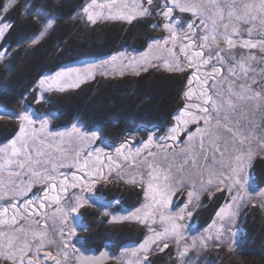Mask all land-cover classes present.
<instances>
[{"label": "snow or ice", "instance_id": "1", "mask_svg": "<svg viewBox=\"0 0 264 264\" xmlns=\"http://www.w3.org/2000/svg\"><path fill=\"white\" fill-rule=\"evenodd\" d=\"M12 7H22L29 19L35 16L40 23L35 35L31 38L20 37L16 44H12L5 38L16 30L15 21L4 19V13L9 10L7 6L0 8V63L13 58L15 48L24 47L27 43H34L38 36L50 35L51 32L56 31L55 18L45 19L38 10H32L31 4L21 6L19 0H12ZM113 8L117 10L113 11ZM90 9H107L108 11L105 15L102 11L93 12L89 11ZM177 10L180 13H190L194 19L185 24L182 20L174 17L173 14ZM80 11L86 13V19L92 23L96 22L97 17L123 20L129 24L134 20L147 18L150 23L143 25L144 27H151L158 32L166 30L168 34L166 37H149V50L151 51L154 45L157 52L173 57L172 60L162 62L164 70L181 74L187 72L183 76L181 91L186 103L183 113L174 116V123L167 126L161 136V139L171 141V143L157 145V147L172 148L180 134L187 130L188 125H197L194 130L188 131L186 140L191 157L184 160L181 167L187 165L188 168H194L199 160L205 162L211 160L222 167L226 166L228 176L220 180L216 190L223 191L224 189L220 185L225 183V180L229 181L227 190L232 202L221 207L217 217L220 221L227 219L231 223L239 207L243 206L247 195V170L252 166L254 159L264 157V148L256 152L251 147H244L246 141L252 139L249 133L252 130L255 117L259 116L264 124V69L260 70L257 78L252 75L256 68L251 63L256 60V56L251 51L253 49H259L260 61L264 63V0H258V3L248 2V0H209L208 3H205V0H134L132 4L119 5L116 4V0H111V3L107 4L90 0L86 7L80 8ZM196 20L199 21V24L195 23ZM254 30L256 38H253ZM178 39L183 60L176 52ZM112 59L115 60L116 57L114 56ZM151 59L152 63L149 65L146 61L144 66L137 70V75L140 71H148L149 66L154 69L161 67V63L156 61V57ZM5 67L10 66L5 63ZM74 71L76 70L67 69L57 72L54 77L40 79L37 86L39 91L37 88L32 89L37 92L33 96V100L36 102L45 101L47 98L43 93L46 91L63 92L66 88L78 87L81 81L72 77L71 73ZM3 115L0 113V118ZM9 118L20 121L19 135L12 140L9 152L0 149V153L6 157V161L0 162V169L7 168L9 176L16 177H19L23 172L28 179L17 181L16 183L21 186H14L10 190L13 194V202L8 207H0V225L12 229L11 233L0 231V237H7L3 247L0 248V259L11 261V264H42V261L47 260H52L54 264H63V260L67 258L66 254L58 259V254L54 255L51 250H47L41 256V249L45 245L56 243V241L47 238V233L44 231L31 228L25 230L20 221L24 218L31 219L33 216H37L44 220L42 227L48 228L45 209L50 202L54 201L59 205L55 209V213H60V223L67 225L69 216L72 213H79L80 209L89 204V200L74 194V202L61 205V193L66 192L69 186L66 183L67 176L61 173L63 179L57 182V173L54 167L39 169L33 167L34 145L29 143L33 136L26 133L30 126L36 123L34 113L25 109L22 113L10 115ZM45 125L46 121H41V130ZM72 131L77 134V139H88V133L82 132L79 127H73ZM58 135L60 134L58 133ZM91 138H98L97 133L92 132ZM260 142L264 144V136L260 138ZM180 143L184 142L180 141ZM151 144H153V140L149 138L144 146L148 147ZM125 146L126 144L121 147ZM94 151L103 150L96 149ZM117 151L119 152L120 149ZM181 151H185V149L181 148ZM136 152L139 153L140 149L137 148ZM36 155L39 156L41 153L36 152ZM92 155L93 151L86 153L87 157ZM35 163L40 164L41 162L36 160ZM13 164L16 165L15 169L9 167ZM101 170L96 164L89 168L88 160L85 159L80 165L83 175L73 176V183L70 186L72 188L80 187L82 191L90 190L94 173L99 179H104L100 175ZM149 175L146 196L152 192L158 194L161 207H168L171 197L177 191L188 187L182 175L165 173L163 183H159L161 177L156 175L155 171ZM152 181H157V183L154 185ZM127 183L135 184L136 181L128 180ZM207 183L211 184L212 180L209 178ZM34 184H40L43 187L40 192L29 196L31 185ZM141 186H143L142 182ZM233 189H235L234 193ZM187 195L191 202L193 191H188ZM19 197H27L22 205ZM112 203H119V201L116 200ZM10 210L11 216H9ZM156 211L159 209L157 208ZM105 215L108 213L105 212ZM146 215H152V213ZM131 218L136 219V214H133ZM183 218L184 216L179 213L168 217L173 223L171 228H165L164 232L160 233L161 243L157 245L159 250L162 251L168 247V236H172L176 241L182 238L180 231L182 225H179L178 221ZM123 219L125 217L113 214L110 222L119 223ZM140 220L147 225L145 217H140ZM34 222L38 225L41 224L40 219ZM215 226L214 222L213 227ZM223 231L224 228L221 225L217 229V239L219 233ZM68 232V236H65L64 228L59 231L60 241L63 242L65 249L69 247L67 240L75 233V228L70 227ZM155 242V237L146 240L142 246L144 251H148L149 243ZM3 248H6L7 251H3ZM186 254L187 249L178 252L181 257L180 264H195L191 257L188 261L184 260ZM144 259L146 264H151L150 261H147L146 256Z\"/></svg>", "mask_w": 264, "mask_h": 264}, {"label": "trees", "instance_id": "2", "mask_svg": "<svg viewBox=\"0 0 264 264\" xmlns=\"http://www.w3.org/2000/svg\"><path fill=\"white\" fill-rule=\"evenodd\" d=\"M27 3L31 4L32 10L55 18L56 31L38 36L34 43L15 48L13 58L0 63V110L8 116L22 113L37 103L33 100L36 94L32 89L42 73H51L64 65L86 63L85 66H92L93 61L103 60L120 50H138L140 47L135 48L133 45L146 41L150 37L148 31L153 30L143 26L146 22H137L132 26L123 23L88 26L84 19L75 18L82 13L80 8L85 6L83 0H19L21 6ZM4 6L9 8L4 13V19L14 20L16 28L11 35L6 36L8 42L16 44L20 37L31 38L37 33L40 21L35 16L29 19L22 7H12V0H0V8ZM70 16L73 18L70 19ZM5 63L10 67H5ZM145 72L148 73L142 77H133L132 80L109 81L106 76L99 77L95 82L77 90L52 93L41 107L47 113H57L60 126H69L79 118L89 128L100 130L105 138H110L114 143L123 141L126 125L145 130L162 126L167 128L174 123V116L185 105L181 94L184 75L180 77L178 73H160L158 70ZM16 124L11 119H0V143L7 142L14 135ZM100 195L108 201L122 198L125 202L121 205L122 210L134 209L144 199L142 187L129 185L115 177L111 178L110 187L99 190ZM223 199L220 196L209 199L206 207L194 215L199 224L204 226L212 220ZM90 207L103 214L98 207ZM104 225V229L102 227V230L96 232L98 239L92 237L91 244L94 247L90 249L97 253L109 251L107 246L110 245L112 248L118 245H138L148 234L143 226L133 223ZM243 229L244 245L238 243L235 247H220L204 258V254L199 253L202 258L197 257V264H264L262 208L257 206L248 209ZM86 241L90 243L88 239ZM186 255L189 256V253ZM173 257L175 252L169 250L156 253L149 260L151 264H180L181 258L175 260Z\"/></svg>", "mask_w": 264, "mask_h": 264}, {"label": "rangeland", "instance_id": "3", "mask_svg": "<svg viewBox=\"0 0 264 264\" xmlns=\"http://www.w3.org/2000/svg\"><path fill=\"white\" fill-rule=\"evenodd\" d=\"M86 7L88 3H90V0H83ZM97 3H111V0H96ZM134 0H116V4H132ZM209 0H205V3H208ZM248 2H256L258 3V0H248ZM30 4V3H27ZM26 4V5H27ZM116 8H113V11H116ZM89 11L93 12H103L105 15H107V9L100 10V9H90ZM178 11V10H177ZM42 15V14H41ZM86 13L82 12L79 16L80 19H84L86 24L88 26H99L103 24H109V23H117V24H124L128 26H132L136 24L137 22L143 23L146 22L147 24L149 20L147 18L142 20H134L131 24L127 23L123 20H111V19H105L103 17H97L96 22L92 23L91 21H88L86 19ZM45 19H52L49 17L48 14L42 15ZM48 16V17H47ZM183 18V17H182ZM194 19V18H193ZM193 19H180L185 24L189 21H192ZM196 24H199V21H195ZM150 34H159L158 32H154L153 30L148 31ZM156 37V36H155ZM253 38H256V32L254 30ZM143 44H134L135 48H139L138 50H120L116 52L115 54L104 58L100 61H93L92 66H86L88 68H82L85 64L80 65H64L57 69H55L51 73H42L39 78L37 79L35 88L38 89V81L40 79H43L45 77H54L57 72L59 71H66L67 69H74L76 71L72 72L71 75L74 79H79L81 82L78 87L74 88H66L65 91L59 92V91H46L43 93L45 97L51 95L52 93H66L70 90H77L87 84H91L95 82L99 77L106 76V79L109 81L113 80H132L130 77L123 78L121 75L124 70H127L129 68H139L141 69L145 62L150 65L152 63V57H156V61L158 63H161V67L159 69L150 68L151 71H156L160 73L168 72L163 69L162 62L164 60H172L173 57L168 56L167 54H161L157 52L155 46H152L151 51L149 50V38L145 40H142ZM140 43V42H139ZM252 54L256 56V60L252 61L251 63L256 68V71L252 73V75L259 77L260 70L264 69V63H261L260 56L261 53L259 52V49H253L251 50ZM176 52L179 55L180 59L183 60V54L180 52V44L179 40L177 41V47ZM123 54V55H121ZM116 57L115 60L112 59V57ZM92 64V63H91ZM80 66V67H79ZM150 67V66H149ZM210 67V66H209ZM81 70V71H79ZM83 70H86L84 72ZM84 72L83 74L81 72ZM191 71V70H188ZM145 74L148 72H144ZM142 74L140 77L144 76L145 74ZM178 76L182 77L181 73L177 74ZM184 75V74H183ZM186 75V74H185ZM226 75V74H225ZM87 77V79H85ZM230 82V81H229ZM211 83V81H210ZM37 94V92H34ZM9 117V116H7ZM53 119L55 117L53 116ZM56 123H60V121L57 119L55 121ZM192 124L188 125L191 126ZM167 126V125H166ZM161 134L165 131V126L159 127ZM187 128V129H188ZM183 133V132H182ZM185 133V131H184ZM249 135L252 137L249 141H246L244 147H251L254 151L259 152L261 148H264V145H261L260 138L264 136V124H262V120L259 116L255 117L254 123L252 126V130L249 133ZM146 135L143 137L145 138ZM98 137V135H97ZM149 138H152L153 144L148 145V147H145L144 145L147 143ZM98 139V138H96ZM96 139H92L91 135L88 134V139H81L83 142V147L80 146V150L78 152H75L76 154L72 157L76 161V169L80 171V165L83 163L82 159L84 152L87 150V147L91 144L96 142ZM9 141V140H8ZM90 141V142H89ZM180 138L178 141L173 144L172 148H166V147H157V145H162L165 143H171V141H167L165 139H161V136L156 137L153 134H149L148 137L145 138V141L141 142L137 146H125V147H117L114 150V154L112 156H109L107 158V168L108 174L116 173L117 179H121L124 183H127L128 180H135L134 185H139L143 188L144 192V199L141 201V203L134 209L130 210H122L121 205L125 203L121 197V199H116L119 201V203H112L113 201H116L114 199H111V201L101 199L99 195H97V190H89L88 193L85 192L84 198L89 200V204L93 205L95 207H100L103 212H107L108 215L105 214H99L95 212L90 205L85 206L84 208L80 209L79 213H72L68 218L67 225H62L60 223L59 217L60 213H55V209L59 206L54 201L49 203V207L51 206L53 210H49L47 213V224L48 228H43L42 225L44 223V220L42 218L41 224H36L35 220H28L26 224H22L27 230L28 228H31L33 230H39L44 231L47 233V238L54 239L56 243H52L50 245H45L44 248L41 249V256H43V253L47 250H51L54 255H57V258L60 259L65 254L67 255V258L63 260V264H78V256L81 252H83L86 249L93 248L94 244L92 245V237L96 240L98 239L96 235V232H99L100 230L104 229L106 223H111L112 217L110 221L109 215H117L120 217H125L121 222L119 223H111V224H122V223H130L135 225L143 226L147 233L145 236L144 241L139 243L138 245L133 244H127L123 245L121 247L118 246H107V250L109 252L114 251L115 255H117L116 261H111L109 263H117V264H146L145 256L147 257V261H150L149 258L153 256L156 253H164L169 250H172V252H175V257L172 259L180 260V256L178 255V252L184 251L187 249L189 256L185 255L184 260L188 261L191 257L195 264H197V259L202 258V256H199L198 254H204V257H208L210 253L213 250H216L220 247H235L238 245H244L243 238H244V222L246 219L247 211L250 207H260L264 211V187L256 186V184H253L251 177L252 172V166L247 170L246 176L248 180L247 185V195L245 196L244 204L243 206H240L236 216L234 219L231 220V223L227 219L220 221L217 217V214H215L212 217V220L207 223L208 225L204 228H200L198 224H195L192 222L191 226L188 224L186 218V206H188V191L190 190L192 184L198 182V188L196 190V193L193 197V205L190 207V212L198 213L200 210L205 208V205H207L209 200H206L208 197L214 198L216 195L223 197L224 201L221 202L219 205L220 207L222 205H225L226 203H231V197L228 192V183L229 181L225 180V183L221 184L220 187H222L223 191L216 190L217 185L220 184V180L222 178H225L228 176V172L226 171V166L222 167L218 163H213L211 160L205 162L204 160H199L198 164L194 168H188L187 165H184L183 168L181 167L182 162L186 159H190L191 152L187 148V142L184 141L183 146L182 143H180ZM187 144V145H186ZM139 148L140 152L137 153L136 149ZM181 148H184L185 151H181ZM0 149H4L5 152H9L11 149V144H7ZM117 149H120L118 152ZM151 153V155H150ZM4 154L0 153V158L4 159ZM85 160V159H84ZM89 168L92 167L93 164H96L97 167L101 169V166L103 167L104 163L101 162L100 159L96 160V163H93V159L91 157L87 158ZM262 157H258L254 159L253 162L257 165V169L259 164L262 162ZM185 169H187L185 171ZM155 171L156 175H159L161 177L159 183H163V175L165 173H169L171 175H182L185 182L188 184V187L177 191L172 197H171V203L166 209H162L159 204V196L155 192L148 193L147 192V185L149 183L150 179V173ZM257 171V170H256ZM81 172V171H80ZM82 173V172H81ZM83 175V173H82ZM101 175V174H100ZM253 175V172H252ZM94 176V175H93ZM212 180L211 184L207 183L208 179ZM256 180V179H255ZM258 180V179H257ZM256 183H259V180ZM141 182L143 186H141ZM152 183L155 185L157 181H152ZM256 186V187H255ZM43 186H33L32 190L35 192H40V189ZM235 192V189H233V193ZM87 194V195H86ZM226 196L224 197V195ZM62 200L61 205H66L69 203L74 202L73 200H69L68 198H64L66 196L65 192L61 193ZM74 196V195H73ZM79 196H82L80 194ZM208 196V197H207ZM228 198V199H227ZM63 201V202H62ZM64 203V204H63ZM104 208H103V207ZM87 207V208H86ZM86 208V209H85ZM159 209V211H156V209ZM50 209V208H49ZM85 209V210H84ZM99 209V208H98ZM99 209V210H100ZM55 213V214H54ZM147 213H152V215H146ZM177 213L184 216V218L180 221H178L179 225L182 224L183 228H180V231L182 232V235L186 234L187 232L197 231L198 234L196 236H192L191 239L186 240L184 239V246L191 245L194 248L188 249V248H180L179 240L176 241L172 238V236H168V247L164 250H159L157 245L161 243V237L160 233L164 232L165 228H171V224L173 221L168 219V217L175 216ZM11 210H10V216H11ZM136 214L137 218L132 219V215ZM140 217H145L147 219V225L143 222H141ZM161 217H164V219H161ZM107 218V220H105ZM24 218L23 220H25ZM107 221V222H106ZM106 222V223H105ZM216 224L215 227H213V224ZM88 225V226H87ZM223 225L224 231L219 233V238L217 239V229ZM104 226V227H103ZM74 227L75 233L70 236V238L67 240V243L69 247L67 249L63 248V242L60 241V235L59 231L61 228H64L65 230V236H68L69 228ZM103 227V228H102ZM102 228V229H101ZM0 231H7L9 233L12 232V229L5 228L1 229ZM95 233V234H94ZM93 234V235H92ZM29 235H31L29 233ZM150 237H155L156 242L155 243H149L148 244V251L145 252L144 248L142 247L146 240H149ZM211 237V238H209ZM7 237H0V248L3 247L4 242L6 241ZM86 239L90 241V243H87ZM93 240L96 241V240ZM186 240V241H185ZM183 241V240H182ZM95 243V242H94ZM242 247V246H241ZM240 248V246H238ZM3 251H7L6 248H3ZM108 252V251H107ZM113 253V252H112ZM198 257V258H197ZM108 263V264H109ZM0 264H11V261H5L3 259H0ZM42 264H54L52 260L42 261Z\"/></svg>", "mask_w": 264, "mask_h": 264}, {"label": "flooded vegetation", "instance_id": "4", "mask_svg": "<svg viewBox=\"0 0 264 264\" xmlns=\"http://www.w3.org/2000/svg\"><path fill=\"white\" fill-rule=\"evenodd\" d=\"M174 17L177 19H193L191 17L190 13H180L179 11H175L174 12ZM183 17V18H182ZM159 19V18H157ZM150 23V21L148 22V24ZM154 32H158L155 29H153ZM159 34L155 35V34H149L150 37H160V36H164L166 37L168 34L166 32V30H161L158 32ZM179 40V39H178ZM82 68H88L86 66H83ZM151 67L148 68V71L151 70ZM137 70H139V68H129L127 70H124V72L121 73L120 76H122L123 78L125 77H140L145 71H140L139 75L136 74ZM81 71V70H79ZM84 72H86V70H83ZM81 72L82 74L84 72ZM184 75L187 74L183 73ZM71 91V90H70ZM194 99H195V95H194ZM43 102L45 101H41V102H37L35 104H33V106L29 107L28 110L34 113V119L36 120V123L32 126H30V129L27 131V135H31L33 136V139L29 141L30 144L34 145L33 148V167L34 168H55V171L57 173L56 176V180L57 182H60L63 179V176H61L60 174L63 173L64 175L67 176V185L68 189L65 192L66 196L64 197L65 199L69 197V200H73V195H80L82 194V197L85 196V192L88 193L87 191H89L88 189L85 190H81L80 187H76V188H72L70 185L73 183L72 177L73 176H81L82 173L76 169V161L72 158L76 153L80 150V146L83 147V142L81 141V139H77L76 136L77 134L74 133L72 131L73 127H77L78 124H83L84 127L80 128V130L82 132H86L88 134L91 135L92 132L97 133L98 135V139H96V142L91 144L90 146L87 147V150L84 152L83 154V158L87 159L89 157L86 156V153L89 151H93V155L91 156V158L93 159V163H96L97 159H100L102 163H104L103 167L101 166V171L100 174L101 176L104 177V179H99V177H97L94 173L93 176V182H92V187L90 190H97V195H99V190L101 188H108L110 187V183H111V178L116 177V173L113 174H108V171L106 170L107 166H106V162H107V158L109 156H112L114 154V150L122 145L126 146H137L139 145L142 141H145V138L148 137L149 134H153L156 137L162 136L163 134H161L162 132H160V128L157 129H150V130H145L142 127H138V126H133V125H126L124 128V139L123 141H121L120 143H114L113 141H111V139H107L103 136L102 132L98 129H91L89 128L85 123H83L82 121L79 120V118L76 119V121L74 123H72L69 126H60L59 124H55V121L58 119L60 120V116L57 113L54 112H49L47 113L45 110V108H42L41 105L43 104ZM186 103V101H185ZM47 107V105H45ZM184 108V107H183ZM183 108L180 109V111L178 112L179 115H181L183 113ZM4 116L0 119H10L9 117H7L8 115L3 113ZM53 116L55 117V119H53ZM13 120V119H11ZM14 122H16L17 124V128L14 131V135L9 139V141L7 142H3L0 143V148L7 144H11L13 139H16L17 136L19 135V125H20V121L19 120H13ZM41 121H46V125L44 127L43 130H41ZM13 126H15L13 124ZM197 125L192 124L191 126H189V128L185 131V133H181L179 138L181 141H186V137L188 134V131L194 130L196 128ZM79 127V126H78ZM166 130V129H165ZM58 133L60 135H58ZM144 135L145 138L143 137ZM188 144V142H187ZM186 144V145H187ZM264 145V144H261ZM183 146V143H182ZM264 147V146H263ZM96 149H102L103 151H94ZM36 152H40L41 155L37 156ZM15 159V158H13ZM84 159H82V162L84 161ZM39 160L41 163L40 164H36L35 161ZM6 161V157L4 156V159L0 158V162H4ZM262 162L259 164L258 168H260V170L257 169V165L255 164V162H253V166H252V172H251V177L253 184L256 186H261L264 187V157H262ZM63 164L64 166L61 167L60 165ZM13 169L16 168V165L13 164L11 166H9ZM99 168V167H98ZM259 171V174L257 173V171ZM263 177H261L260 176ZM112 176V177H111ZM260 181L257 184L256 180L258 179ZM28 177L24 176L23 172H21V175L19 177L16 176H9V173L7 171V168L4 169H0V207H8V205L10 203L13 202V194L10 191L11 189H13V187H20L21 185H19L18 183H16L17 181L20 180H27ZM256 179V180H255ZM121 180V179H118ZM257 180V181H258ZM199 183L196 182L194 184H192L190 190L193 191L194 195L196 193V190L198 188ZM26 186V185H25ZM33 186H40V184H34L31 185V191L28 193L29 196H31L33 193H37L35 191L32 190ZM255 186V187H256ZM41 190V189H40ZM189 190V191H190ZM87 195V194H86ZM193 195V197H194ZM218 195H216L217 197ZM226 196V194L224 195V197ZM101 199H103V197H101V195L99 196ZM208 197V196H207ZM27 197H19V201L20 204H23L24 199H26ZM211 197H208L206 200H209ZM213 198V197H212ZM221 199H223V197H221ZM228 199V198H227ZM224 201V200H223ZM63 202V201H62ZM64 204V203H63ZM159 203H156V206ZM90 205V204H89ZM193 205V198L191 200V202L188 199V206H186V213H187V222L188 224H198L199 227L202 229L205 226H207L208 224H205L204 226H202L201 224H199L198 220L194 217V215L196 213L190 212V207ZM88 206V205H87ZM224 205H222L221 207H223ZM103 207V206H102ZM206 207V205H205ZM220 206H218L216 212L214 213L217 214L219 209L221 208ZM50 208V209H49ZM55 209V207H53ZM53 208L50 206H48L45 211L48 213L49 210H53ZM100 209V207H98ZM104 208V207H103ZM162 209H166L165 207H161ZM100 211L105 214L103 212V210L100 209ZM189 212L191 213L189 215ZM246 215V214H245ZM9 216H10V212H9ZM111 215H109V219H111ZM40 219L42 220L41 217H37V216H33L31 219L26 218L25 220H21L20 224H26V222H28V220H37ZM182 225V224H180ZM8 228L5 225H0V230L1 229H5ZM183 228V225H182ZM11 229V228H9ZM190 232H187L185 235H182V238L179 239V245L180 248L184 247V248H188V249H193L194 247L191 245L188 246H184V239L189 240L192 238V236H196L198 234V230L191 232V230H189ZM183 240V241H182ZM185 240V241H186ZM188 253V251H187Z\"/></svg>", "mask_w": 264, "mask_h": 264}, {"label": "water", "instance_id": "5", "mask_svg": "<svg viewBox=\"0 0 264 264\" xmlns=\"http://www.w3.org/2000/svg\"><path fill=\"white\" fill-rule=\"evenodd\" d=\"M0 113L3 112L0 110ZM78 126L79 128L84 127L83 124H78ZM116 260H117V255H115L111 251L97 253L93 249H86L83 252H81L78 256V264H108L109 262Z\"/></svg>", "mask_w": 264, "mask_h": 264}]
</instances>
